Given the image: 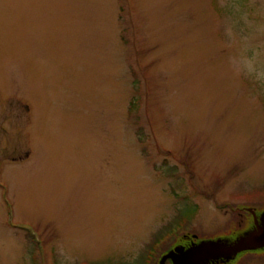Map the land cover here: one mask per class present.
<instances>
[{"label":"rangeland","instance_id":"obj_1","mask_svg":"<svg viewBox=\"0 0 264 264\" xmlns=\"http://www.w3.org/2000/svg\"><path fill=\"white\" fill-rule=\"evenodd\" d=\"M249 209L264 0H0V264H159Z\"/></svg>","mask_w":264,"mask_h":264},{"label":"water","instance_id":"obj_2","mask_svg":"<svg viewBox=\"0 0 264 264\" xmlns=\"http://www.w3.org/2000/svg\"><path fill=\"white\" fill-rule=\"evenodd\" d=\"M249 211L252 216L251 226L239 232L235 238H231L232 240L221 236L206 238L184 251L176 245L163 254L159 264H165L166 259H170L174 264L199 262L217 257L229 260L241 251L264 248V209L259 212L257 220L254 216L255 212L252 209Z\"/></svg>","mask_w":264,"mask_h":264},{"label":"flooded vegetation","instance_id":"obj_3","mask_svg":"<svg viewBox=\"0 0 264 264\" xmlns=\"http://www.w3.org/2000/svg\"><path fill=\"white\" fill-rule=\"evenodd\" d=\"M181 236H182L181 237L182 239L179 242H177L175 245L180 246L183 249V251L188 249L189 247L195 246L196 244H198L202 240H206V238H199L198 239V237H196L197 235L196 236L192 235L190 238L186 235H181ZM236 256L232 259H229V260H225L222 257H217V258H209L207 260H201L199 262H191V263H186V264H230V262H232L233 260H235V258H237ZM169 261H170V264H174L173 261H171V260H169ZM146 262L147 261H144V264H149V262L148 263H146Z\"/></svg>","mask_w":264,"mask_h":264},{"label":"trees","instance_id":"obj_4","mask_svg":"<svg viewBox=\"0 0 264 264\" xmlns=\"http://www.w3.org/2000/svg\"><path fill=\"white\" fill-rule=\"evenodd\" d=\"M262 199H263V197H262ZM174 234V233H173ZM176 234V233H175ZM163 242V241H162ZM165 243V242H164ZM164 243H162V244H159V239H156V240H154L153 242H152V244H150V246H149V248L147 249L148 250V252L147 253H149L150 254V257H149V259L150 258H152V255L153 254H155L157 251V246H162ZM167 249V248H166ZM168 250V249H167ZM149 259H148V257H147V262L146 263H148L149 262Z\"/></svg>","mask_w":264,"mask_h":264}]
</instances>
